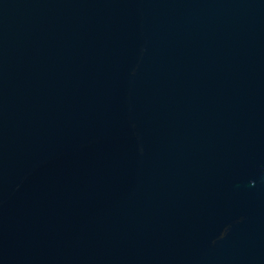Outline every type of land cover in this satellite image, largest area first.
<instances>
[{
  "label": "water",
  "instance_id": "water-1",
  "mask_svg": "<svg viewBox=\"0 0 264 264\" xmlns=\"http://www.w3.org/2000/svg\"><path fill=\"white\" fill-rule=\"evenodd\" d=\"M0 264H264V0H0Z\"/></svg>",
  "mask_w": 264,
  "mask_h": 264
}]
</instances>
